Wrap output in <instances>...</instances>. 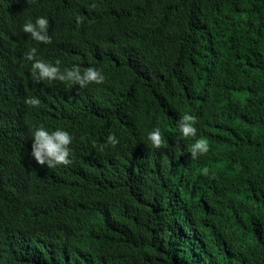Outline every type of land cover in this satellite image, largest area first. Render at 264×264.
<instances>
[{"label": "trees", "instance_id": "obj_1", "mask_svg": "<svg viewBox=\"0 0 264 264\" xmlns=\"http://www.w3.org/2000/svg\"><path fill=\"white\" fill-rule=\"evenodd\" d=\"M32 47L104 82L36 83ZM39 125L70 164L31 156ZM0 264H264V0H0Z\"/></svg>", "mask_w": 264, "mask_h": 264}, {"label": "clouds", "instance_id": "obj_2", "mask_svg": "<svg viewBox=\"0 0 264 264\" xmlns=\"http://www.w3.org/2000/svg\"><path fill=\"white\" fill-rule=\"evenodd\" d=\"M22 31L30 34L31 38L39 43L50 44L52 37L49 35V20L45 16H38L35 20H28L22 25ZM31 62V75L34 82L42 81H61L71 85H78L79 88H85L89 84H102L105 76L102 69L97 67H88L81 70L79 65H73L61 69V61L57 59L53 62H46L37 58V48L32 47L23 57ZM25 103L32 107L40 104L38 97H29ZM179 132L184 138H192L193 143L189 146V153L192 159L208 153L210 149L209 141L203 136H198L196 119L190 113L183 114L179 121ZM32 151L31 156L40 165H47L48 168L57 165H68L72 161L71 145L73 143L72 134L63 128L57 127L49 130L44 125H39L31 133ZM147 140L153 148H160L164 143V136L160 127H155L147 134ZM116 135L109 134L105 147L116 145L118 143Z\"/></svg>", "mask_w": 264, "mask_h": 264}]
</instances>
